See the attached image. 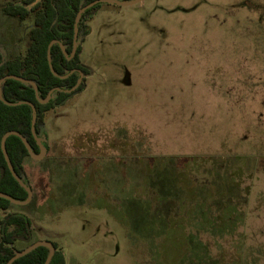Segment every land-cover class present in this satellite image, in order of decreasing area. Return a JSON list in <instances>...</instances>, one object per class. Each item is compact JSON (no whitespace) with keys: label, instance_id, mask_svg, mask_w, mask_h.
I'll list each match as a JSON object with an SVG mask.
<instances>
[{"label":"rangeland","instance_id":"obj_1","mask_svg":"<svg viewBox=\"0 0 264 264\" xmlns=\"http://www.w3.org/2000/svg\"><path fill=\"white\" fill-rule=\"evenodd\" d=\"M21 1L0 0L5 59L29 44L33 15L2 11ZM84 24V87L44 113L31 199L0 221L27 216L66 264H264V0L102 3Z\"/></svg>","mask_w":264,"mask_h":264},{"label":"trees","instance_id":"obj_2","mask_svg":"<svg viewBox=\"0 0 264 264\" xmlns=\"http://www.w3.org/2000/svg\"><path fill=\"white\" fill-rule=\"evenodd\" d=\"M91 1L93 0H39L33 4L34 0H23L19 3L5 5L2 8L3 13L16 18L19 22L32 14L33 26L28 31L29 44L24 54L5 59L0 51V78L8 74H15L30 79L36 83L40 97H45L47 92L56 86L63 89L72 87L78 78V73L73 72L66 78L54 76L48 66L46 49L52 39H58L65 46L66 51L68 53L70 52L75 14L81 6ZM100 5L93 6L81 15L78 23V36L82 34L84 37L90 32V27L85 25L84 21L87 17L90 19L93 10ZM80 51L81 46L78 43L75 55L68 60L62 54L58 44L52 45L51 63L58 75H63L71 69H79L85 75L89 73L88 68L79 59ZM83 87L84 78L75 91L70 93L55 91L52 98L45 104H41L36 100L34 90L30 85L13 79L3 81L1 91L3 98L7 101L28 100L35 105L37 111L35 131L37 135H42L46 133L42 127L44 113L51 108L64 104L69 97L81 91ZM30 119L31 111L27 105L8 106L0 101V139L4 132L16 130L25 136L33 151L37 152L38 146L30 131ZM5 149L14 170L29 185L22 172V161L24 157L29 156L24 144L17 136L11 135L5 141ZM219 166L221 167L222 165L220 164ZM173 180L174 182H178V177L175 176ZM158 181L164 182L163 179H159ZM158 181L156 183L160 184ZM157 191L159 193L156 200L166 201L168 191H161V188H157ZM0 192L7 193L11 197L20 200L25 199L27 195L26 191L12 177L4 160L1 147ZM11 204L8 200L0 198L1 209H7ZM221 207L219 210H224L225 215H229L232 211V208L228 204L227 207ZM228 207L230 208L229 211L227 209ZM233 212L235 213L236 210L234 209ZM224 213L218 214V217H223L222 214ZM235 216H237L236 219L238 221L241 213H236ZM0 222V264H4L14 252L25 248L34 242L35 238L32 233L30 219L21 213H7ZM224 228H226L225 222L220 226V229ZM17 241L24 242L26 245L23 248H14L13 245ZM52 244L55 247V252L48 264H66L63 252L58 248L56 243L52 242ZM48 251L46 246H38L29 253L17 258L11 264H43L48 255Z\"/></svg>","mask_w":264,"mask_h":264},{"label":"water","instance_id":"obj_3","mask_svg":"<svg viewBox=\"0 0 264 264\" xmlns=\"http://www.w3.org/2000/svg\"><path fill=\"white\" fill-rule=\"evenodd\" d=\"M37 1H39V0H34L33 4H35ZM139 1H141V0H93V1H91L85 5L81 6L75 14L74 21H73L72 45H71V50L69 53L66 51L65 46L58 39H52L48 43L47 49H46V58H47L48 66H49L51 73L54 76H58L60 78H66L73 72L78 73V78L72 87L67 88V89H63L59 86H56V87L51 88L47 92L45 97H40L36 83L30 79L20 77V76H17L15 74H8V75H5L4 77L0 78V101H2L4 104H6L8 106H17V105L25 104L30 108V111H31L30 131H31V134L35 140L36 145L38 146V151L37 152L33 151L30 143L27 141L25 136H23L21 133H19L16 130H9V131H6L3 133V135L1 136V139H0V147H1V151L3 154L4 160L6 162V165L9 169L12 177L26 191L27 195H26L25 199L20 200V199H15V198L11 197L7 193L0 192V198H4V199L8 200L12 204L23 205V204L28 203L31 199V196H32L31 187L29 185H27L25 183V181H23V179H21V177H19L17 172L14 170V167H13V165H12L8 155H7V152L5 149V141H6L7 137H9L11 135L17 136L22 141V143L24 144L29 156L35 160L42 159L45 156L46 151H47V148L45 146V143L47 141L46 135L44 134V135L38 136L36 134V131H35V125H36V119H37V111H36L35 105L31 101H28V100H18V101H13V102L5 100L2 96V91H1L2 82L5 81L6 79H13V80H16L18 82L30 85L34 90L36 100L41 104L47 103L52 98V95L55 91H62L65 93H70V92L75 91L78 88V86L80 85L84 74L79 69H71L63 75H58L57 72L54 70L53 65L51 63V47H52V45L58 44L61 51H62V54L64 55V57L68 60L71 59L75 55L77 45L79 43V40H78V31H79L78 23L80 21L81 15L86 10L92 8L93 6H95L97 4H102V3L118 5V6H125V5H131V4L137 3ZM38 246H46L48 248V250H49L48 255H47V257L43 263V264H48L50 262L52 256H53L54 252H55L54 245L52 244V242H50L48 240H35L34 242L29 244L25 248L14 252V254L4 264H11L14 260H16L17 258L29 253L30 251L34 250Z\"/></svg>","mask_w":264,"mask_h":264},{"label":"flooded vegetation","instance_id":"obj_4","mask_svg":"<svg viewBox=\"0 0 264 264\" xmlns=\"http://www.w3.org/2000/svg\"><path fill=\"white\" fill-rule=\"evenodd\" d=\"M78 33H79V31H78ZM79 37L80 36H78V40H79ZM79 43H80V40H79ZM84 74V73H83ZM89 74V73H88ZM84 76H86L85 74H84ZM84 76H83V78H84ZM83 78H82V80H83ZM82 82V81H81ZM81 84V83H80ZM79 87V86H78ZM42 135H44V134H42ZM45 135H46V133H45ZM38 136H41V135H38ZM45 146H46V143H45Z\"/></svg>","mask_w":264,"mask_h":264},{"label":"crops","instance_id":"obj_5","mask_svg":"<svg viewBox=\"0 0 264 264\" xmlns=\"http://www.w3.org/2000/svg\"><path fill=\"white\" fill-rule=\"evenodd\" d=\"M91 33V29H90V32L87 34V35H89ZM45 127V126H44Z\"/></svg>","mask_w":264,"mask_h":264}]
</instances>
